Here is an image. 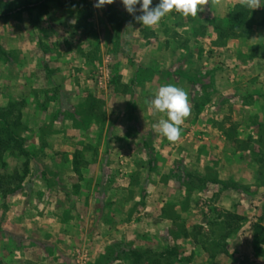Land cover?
<instances>
[{"label": "crops", "instance_id": "1", "mask_svg": "<svg viewBox=\"0 0 264 264\" xmlns=\"http://www.w3.org/2000/svg\"><path fill=\"white\" fill-rule=\"evenodd\" d=\"M88 1L81 21L84 0L31 10L0 0L9 15L0 18V111L19 102L18 135L30 153L25 175L17 151L2 158L24 176L15 193L0 192V264H79L80 251L84 264H129L125 253L172 229L168 208L182 215L177 192H184L188 225L207 226L214 209L250 198L252 216L227 251L198 244L192 264H264L250 226L264 206V184L254 195L235 187L257 184L259 165L237 144L257 140L264 123L261 11L250 18L249 35L225 44L209 20L229 17L242 0H205L196 16L173 10L151 28L133 17L124 27L127 50L115 60L101 31L105 6ZM168 83L182 87L190 105L175 142L153 130L167 117L147 102ZM90 102L102 106L99 119ZM237 111L254 113L257 124L236 121ZM112 245L115 259L102 263Z\"/></svg>", "mask_w": 264, "mask_h": 264}, {"label": "trees", "instance_id": "2", "mask_svg": "<svg viewBox=\"0 0 264 264\" xmlns=\"http://www.w3.org/2000/svg\"><path fill=\"white\" fill-rule=\"evenodd\" d=\"M47 1L50 0H18L17 3H19L22 10H31L35 7L40 9L46 7ZM258 11H261L263 17L256 24L264 26V6H261L260 10L258 8L250 10L242 4V1L235 3L229 17L209 20V24L214 28L216 41L219 44H225L231 39H239L249 35L253 28L250 18ZM7 15L8 13L0 11V18ZM107 15L112 17V19L114 17L111 11L107 12ZM116 26L114 24V27ZM18 103L12 102L7 109L0 111V156L5 151H17L20 155L25 156L26 159L22 164V172L25 175L28 171L30 153L26 148L25 140L18 135V132L24 127L22 110L16 108ZM91 105L96 108L94 103H91ZM259 128L264 129V123H261ZM261 135V133L259 135L258 131V138L253 142L258 141L261 144L263 141L261 140ZM250 143L239 142L237 146L240 148L245 146L250 149L254 159L260 163L259 177L264 179V156L261 152L262 150L257 148L256 144L250 145ZM24 175H20L17 169L11 174L8 172L0 173V192L4 196L15 193L20 188ZM259 177L257 181H259ZM235 187L238 188L236 185ZM239 206L240 203H237L233 210L214 209L206 223L207 226L201 224L188 225L183 222L174 236V245L166 249H135L125 253L122 258L128 260L129 264H189L195 255L194 249L198 244L207 246L214 253L227 251L228 239L239 233L243 222L252 216L239 211ZM254 217L250 225L254 233V251L256 254L264 255V206L259 209V213L254 215ZM176 223L175 221L174 226H176ZM181 245L184 248H181ZM109 261L107 260L106 262Z\"/></svg>", "mask_w": 264, "mask_h": 264}, {"label": "rangeland", "instance_id": "3", "mask_svg": "<svg viewBox=\"0 0 264 264\" xmlns=\"http://www.w3.org/2000/svg\"><path fill=\"white\" fill-rule=\"evenodd\" d=\"M15 1H18V0H15ZM85 1H86L87 5L85 6V11L82 12L83 16H81L82 17L81 21H84L83 19L86 20L89 18V16L87 15V12H86V9L88 10V8H89V1L88 0H85ZM121 7H123V9H125L124 6L122 5V3L120 2V0H114V3L105 5V14L103 16V23H102V29H101L103 37H105L108 40L110 50L113 51L112 55H114L113 57L115 58V60L119 59V57H121V55L125 53V50H127L126 39H125V36H126L125 28H126L128 23L132 22V18H133V16L131 14L127 13V11H125L124 13L122 11L120 12L119 9ZM110 11H111V14L113 13V16H114L113 19H112V17L107 15V12H110ZM107 23H108V25L111 26V28L108 27ZM114 24H116L117 26L114 27ZM82 27H83V29L87 30V33L89 35H91V36L96 35V30H94L90 25L88 26V25L84 24ZM117 62L118 61L113 63L114 66L116 67V70H118V68H119V63H117ZM113 64H112V66H113ZM110 65L111 64L109 63L108 66H110ZM246 76H249V75L247 74ZM96 107H97V109H95V112H94L95 118L99 119L101 117V114H102V106L100 105L99 102H97ZM16 108L20 109L19 105H17ZM81 113L83 116L84 112H81ZM234 115H235L234 118L236 121L249 120V122H251L254 126L258 122L256 115L254 113L249 112V111L248 112L237 111ZM237 129L238 128H236V130ZM258 131H259V135H260V133L262 134L261 135V140H263L262 143L260 144L258 141H256V142H251L250 145L256 144L257 148L262 150L261 152L264 156V129L259 128ZM85 148L87 150V146H84V149ZM92 149L90 148L89 151L94 152L95 150L93 147H92ZM7 152H9V151L3 152V154L0 156V173L8 172L11 174L14 172L15 169L18 170L19 167H17V165H9L7 162H5L2 159L3 155ZM25 159H26V157L23 156V162L25 161ZM253 160L255 163H258V165H259L258 172L256 174L257 178H258L259 174H260V163L255 159H253ZM23 162L20 165L21 168H22ZM261 178L259 179V181H257L256 185H248V186H242V187H238V188L242 189V191L246 195H254L258 192V189L260 188V186L264 182V179H261ZM135 179L136 178H134V176H129L127 182H129V181L132 182ZM181 183L183 185V182H181ZM132 196H133V194L131 191L130 197H132ZM139 196L141 198L140 199L141 201H139L137 207H138L139 211H144L146 204L144 205L143 200H142L143 192H139ZM175 198H177V200L180 202V206H181L180 212L182 213L181 216H184V192H179V193L177 192ZM238 203H240V206L238 208L239 211H241L242 213L251 214L252 210H250V206H249L250 205L249 204L250 198L241 197L240 200L238 198ZM2 204H4V203H2ZM1 206H3V205H1ZM1 211L3 212L4 209L0 208V213H1ZM167 211L169 214H172L176 218V222H177L175 224L176 226H174L171 230H168L166 233H159L158 232V237L154 240L142 242V247H140V249H142V250H144V249L163 250V249H166L167 247H169L171 245H174V236L179 231V226L184 222V217H181L179 214L177 215V211L175 210V208H173V209L168 208ZM116 247H118V246L112 245V246H109L107 248L106 253L103 256L102 263L103 262L105 263L107 260H110L112 262L114 255L112 254L111 250H113ZM181 248H184V246L181 245ZM79 250H82V249L80 248ZM79 256H81V258H82V259H78V260H81L80 262L78 261L79 264L80 263L84 264V262H86L87 256L85 254H83L82 251H80ZM189 264H192V260H190ZM219 264H224V262H219Z\"/></svg>", "mask_w": 264, "mask_h": 264}, {"label": "clouds", "instance_id": "4", "mask_svg": "<svg viewBox=\"0 0 264 264\" xmlns=\"http://www.w3.org/2000/svg\"><path fill=\"white\" fill-rule=\"evenodd\" d=\"M127 13L144 26H157L159 22L173 10L184 16H196L200 5L205 0H158L153 7V0H120ZM114 0H96L94 7L102 8ZM242 4L248 9H256L264 6L261 0H242ZM139 6V7H137ZM140 12V15H136ZM149 105L159 113L166 114V119H160L153 125V130L158 132L170 142L180 138L184 120L190 114V105L187 92L174 84L168 83L160 86L154 96L147 101Z\"/></svg>", "mask_w": 264, "mask_h": 264}]
</instances>
